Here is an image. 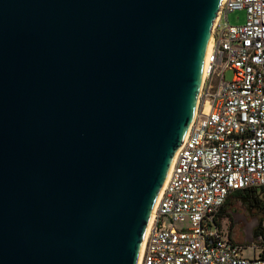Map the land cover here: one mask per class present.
Listing matches in <instances>:
<instances>
[{
    "label": "water",
    "instance_id": "water-1",
    "mask_svg": "<svg viewBox=\"0 0 264 264\" xmlns=\"http://www.w3.org/2000/svg\"><path fill=\"white\" fill-rule=\"evenodd\" d=\"M221 3L0 0V264H137Z\"/></svg>",
    "mask_w": 264,
    "mask_h": 264
},
{
    "label": "built area",
    "instance_id": "built-area-1",
    "mask_svg": "<svg viewBox=\"0 0 264 264\" xmlns=\"http://www.w3.org/2000/svg\"><path fill=\"white\" fill-rule=\"evenodd\" d=\"M235 10L246 11L244 25H229ZM195 109L140 264H264L255 246L243 255L252 246L221 215L235 193H264V0H222Z\"/></svg>",
    "mask_w": 264,
    "mask_h": 264
},
{
    "label": "flooded vegetation",
    "instance_id": "flooded-vegetation-1",
    "mask_svg": "<svg viewBox=\"0 0 264 264\" xmlns=\"http://www.w3.org/2000/svg\"><path fill=\"white\" fill-rule=\"evenodd\" d=\"M224 210H227L232 229H237L243 238L261 242L264 236V204L259 193L255 191L235 193L233 202H227ZM229 212L235 213V218L231 217Z\"/></svg>",
    "mask_w": 264,
    "mask_h": 264
},
{
    "label": "rangeland",
    "instance_id": "rangeland-1",
    "mask_svg": "<svg viewBox=\"0 0 264 264\" xmlns=\"http://www.w3.org/2000/svg\"><path fill=\"white\" fill-rule=\"evenodd\" d=\"M246 17H247V13L245 10H235V11H232L228 14V23L229 25L231 26H241V25H244L245 22H246ZM224 77H225V80L226 81H231L232 78H233V73L231 71H227L225 72L224 74ZM262 198H264V193L261 195ZM177 226H181V224H177ZM232 229V228H231ZM232 232H233V236H234V239L239 242V243H244L245 246H252L250 248H247L243 255L246 256V257H253L254 256V246L256 249L259 248V243L258 241H253L252 244H247L244 242V238H243V235L239 234L237 229H232ZM256 253H258V251L256 250Z\"/></svg>",
    "mask_w": 264,
    "mask_h": 264
},
{
    "label": "bare ground",
    "instance_id": "bare-ground-1",
    "mask_svg": "<svg viewBox=\"0 0 264 264\" xmlns=\"http://www.w3.org/2000/svg\"><path fill=\"white\" fill-rule=\"evenodd\" d=\"M217 16H218V14H217ZM217 16H216V19H217ZM216 19H215V20H216ZM211 47H212V37L209 38V41H208V44H207L206 53H205V57H204V60H203V67H202L201 80L203 79V77H204V75H205V73H206V69H207V60H208L209 54H210V52H211ZM197 102H198V96H197V99H196V106H197ZM195 110H196V109H195ZM194 113H195V112H194ZM189 127H190V125H189ZM189 127H188V129H189ZM178 151H179V150H177L176 153H175V155H174V158H173V160H172L171 166H170V168H169V172H170V170H171V168H172V165H173V163H174V161H175V158H176V155H177ZM169 172H168V174H169ZM167 178H168V175H167ZM167 178H166V180H165V182H164V184H163V186H162V188H161V190H160V193H159V195H158V198H157L156 203H155V205H154V208H153V210H152V213H151V216H150V219H149V222H148L147 228H146V230H145V234H144V237H143V240H142V243H141V247H140V251H139V256H138L137 264H140V259H141V256H142V251H143V248H144V244H145V241H146L147 235H148V233H149V231H150V229H151V226H152V223H153V219H154V215H155V211H156V208H157V205H158L159 199H160V197H161V195H162V193H163V190H164V188H165V185H166V182H167Z\"/></svg>",
    "mask_w": 264,
    "mask_h": 264
},
{
    "label": "trees",
    "instance_id": "trees-1",
    "mask_svg": "<svg viewBox=\"0 0 264 264\" xmlns=\"http://www.w3.org/2000/svg\"><path fill=\"white\" fill-rule=\"evenodd\" d=\"M252 192H254V191H252ZM237 193H239V192H237ZM263 204H264V198H263ZM221 215L228 216L227 210L223 209L221 212ZM258 245H259L258 249L262 250L261 257H264V236L262 237L261 242Z\"/></svg>",
    "mask_w": 264,
    "mask_h": 264
}]
</instances>
